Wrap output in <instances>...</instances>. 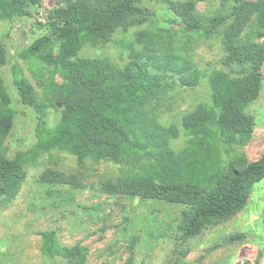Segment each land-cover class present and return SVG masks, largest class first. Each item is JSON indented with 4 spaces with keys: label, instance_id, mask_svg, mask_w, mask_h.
Returning <instances> with one entry per match:
<instances>
[{
    "label": "trees",
    "instance_id": "1",
    "mask_svg": "<svg viewBox=\"0 0 264 264\" xmlns=\"http://www.w3.org/2000/svg\"><path fill=\"white\" fill-rule=\"evenodd\" d=\"M203 1L207 0H168L174 14L168 21L188 38L220 37L221 63L230 69L217 68L207 75L212 102L199 103L183 115L188 142L181 149L171 144L181 136L180 128L153 119L146 106L176 81L190 87L202 81L204 71L190 54L188 40L183 42L184 52L179 48L162 52L153 39L160 34L140 33L142 48H132L123 66L105 58L78 57L84 45L108 43L119 29L136 24L135 18L147 21L151 14L143 0H58L43 20L38 19L45 33L20 53L48 70L49 81L40 80L45 100L22 71H14L22 102L43 115L38 140L30 149L33 161L58 150L81 162L116 163L119 175L102 181L101 191L183 207L177 224L183 241L241 212L253 185L264 178V153L252 161L236 155L225 165L220 158L222 145L232 153L234 145H246L254 136L256 119L247 109L259 98L264 82V43L258 40L264 37V0H233L229 9L213 15L200 11L198 3ZM40 4L41 0H0V18L34 17ZM250 25L255 32L245 35ZM7 61L8 49L0 42V202L4 206L17 199L29 175L28 164L10 158L6 145L17 116L2 74ZM234 65L243 67L235 71ZM57 103L62 104L61 118L50 127L44 113L59 107ZM40 180L85 186L76 175L53 169L44 171ZM40 234L44 255L86 264V246L62 244L53 229ZM133 247L134 241L124 264H136Z\"/></svg>",
    "mask_w": 264,
    "mask_h": 264
},
{
    "label": "rangeland",
    "instance_id": "2",
    "mask_svg": "<svg viewBox=\"0 0 264 264\" xmlns=\"http://www.w3.org/2000/svg\"><path fill=\"white\" fill-rule=\"evenodd\" d=\"M232 3L233 0H207L199 2L198 7L202 13L213 15L216 11H226ZM58 4V0H41L34 17L0 18V42L8 49L2 74L17 110L6 145L9 157H19L29 169L17 199L9 206L0 202V264H69L61 257L44 255L40 232L45 229L56 230L64 245L86 246L89 251L86 264H124L131 255L133 241L136 264H264V178L253 185L251 197L241 212L183 241L177 229L183 207L158 200L110 196L101 191L102 181L119 175L120 167L116 163L81 162L75 155L58 150L40 154L33 161L30 149L38 140L43 115L22 102L14 83V71H22L45 100L40 80L49 81L48 70L39 61L25 59L20 53L45 33L38 19L43 20L48 8ZM142 6L151 14L147 21L141 23L135 18L136 24L119 29L108 43L84 45L78 57L105 58L123 66L132 48H142L138 41L140 33L160 34L153 39L161 45L156 47L162 52L178 48V52H184L183 42L188 40L190 54L204 71L202 81L193 87L176 81L173 88L146 106L153 119L180 128L181 136L171 144L181 149L188 142L183 115L199 103L212 102L207 75L217 68H230L221 63L224 50L220 37L193 35L188 38L178 25L168 21L174 16L168 0H143ZM255 29L250 25L245 35L253 34ZM258 40L264 43V37ZM242 67L234 65L233 68L238 71ZM247 111L256 119L254 136L246 145H234L232 153L222 145L220 158L224 165L236 155H246L252 161L264 153V82L259 98ZM61 114L62 106L49 107L44 113L46 125L55 126ZM49 169L74 174L85 186L72 188L43 183L40 175Z\"/></svg>",
    "mask_w": 264,
    "mask_h": 264
},
{
    "label": "water",
    "instance_id": "3",
    "mask_svg": "<svg viewBox=\"0 0 264 264\" xmlns=\"http://www.w3.org/2000/svg\"><path fill=\"white\" fill-rule=\"evenodd\" d=\"M57 105H58L59 107H61V106H62V104H61V103H57Z\"/></svg>",
    "mask_w": 264,
    "mask_h": 264
}]
</instances>
